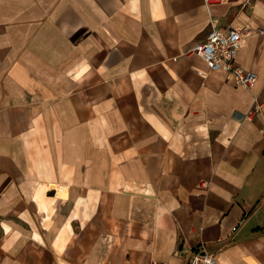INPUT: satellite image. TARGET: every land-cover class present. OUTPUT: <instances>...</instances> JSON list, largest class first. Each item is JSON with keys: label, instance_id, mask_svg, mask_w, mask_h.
Returning <instances> with one entry per match:
<instances>
[{"label": "crops", "instance_id": "1", "mask_svg": "<svg viewBox=\"0 0 264 264\" xmlns=\"http://www.w3.org/2000/svg\"><path fill=\"white\" fill-rule=\"evenodd\" d=\"M244 32L251 88L190 53ZM264 264V0H0V264Z\"/></svg>", "mask_w": 264, "mask_h": 264}, {"label": "built area", "instance_id": "2", "mask_svg": "<svg viewBox=\"0 0 264 264\" xmlns=\"http://www.w3.org/2000/svg\"><path fill=\"white\" fill-rule=\"evenodd\" d=\"M242 38V31L234 28L227 30L212 29L206 41L196 44L191 48L190 53L203 59L210 72L222 73L227 81L249 89L255 84L257 75L236 64L237 51ZM187 264L219 263L212 255L202 250H196Z\"/></svg>", "mask_w": 264, "mask_h": 264}, {"label": "bare ground", "instance_id": "3", "mask_svg": "<svg viewBox=\"0 0 264 264\" xmlns=\"http://www.w3.org/2000/svg\"><path fill=\"white\" fill-rule=\"evenodd\" d=\"M228 28H232V27H228ZM228 28H226V30L228 29ZM234 29H236V28H234ZM237 30H239V29H237ZM241 31V30H240ZM242 33H243V38H244V32L242 31ZM243 38H242V41H243ZM241 41V42H242ZM241 44V43H240ZM239 49V48H238ZM238 52V51H237ZM256 81H257V79H256ZM256 81H255V83H256ZM205 252V251H204ZM208 254V253H207ZM211 255V254H210Z\"/></svg>", "mask_w": 264, "mask_h": 264}]
</instances>
